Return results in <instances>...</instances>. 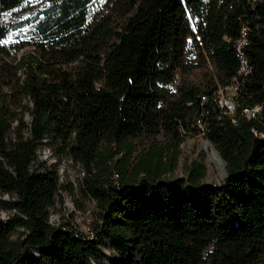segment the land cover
<instances>
[{
    "label": "trees",
    "instance_id": "trees-1",
    "mask_svg": "<svg viewBox=\"0 0 264 264\" xmlns=\"http://www.w3.org/2000/svg\"><path fill=\"white\" fill-rule=\"evenodd\" d=\"M198 131L223 180L165 178ZM45 139L84 167L96 234L50 221ZM0 201V264H93L102 234L113 264H264V0H0Z\"/></svg>",
    "mask_w": 264,
    "mask_h": 264
},
{
    "label": "rangeland",
    "instance_id": "rangeland-1",
    "mask_svg": "<svg viewBox=\"0 0 264 264\" xmlns=\"http://www.w3.org/2000/svg\"><path fill=\"white\" fill-rule=\"evenodd\" d=\"M29 48L32 46H26L20 52ZM233 100L231 89L223 92L219 97L221 103H233ZM24 117L26 120L30 119L28 111H25ZM37 157L45 160L48 164L55 165L59 172V189L53 205L49 207L50 221L55 224L66 223L91 236L96 234L101 222L99 219L100 209L96 201L82 188L84 167L72 159L60 143L48 139L38 146ZM195 160L201 161L206 166L203 181L219 183L226 175L225 161L202 131H198L188 133L180 143L176 165L173 170L164 175L165 178L172 179L186 175V166ZM114 176L117 177V174L115 173ZM2 197L7 200L10 198L8 194ZM13 211V208L7 207L0 201V218L6 220ZM21 229L17 226L12 237L16 238ZM101 236L98 241L102 251L100 258L93 259L92 262L93 264H113L114 260L118 258V254L112 248L110 240L104 234Z\"/></svg>",
    "mask_w": 264,
    "mask_h": 264
},
{
    "label": "built area",
    "instance_id": "built-area-1",
    "mask_svg": "<svg viewBox=\"0 0 264 264\" xmlns=\"http://www.w3.org/2000/svg\"><path fill=\"white\" fill-rule=\"evenodd\" d=\"M242 41H246L245 39H243ZM248 63H247V61H246V59H244V58H242V64H241V66H240V72H247L248 71ZM234 103V102H233ZM233 103H229V102H224V104L231 110V111H233L234 110V104ZM259 109V106H256V107H254V108H252V111H257ZM245 110L247 111V112H249L250 111V109H248V108H245Z\"/></svg>",
    "mask_w": 264,
    "mask_h": 264
}]
</instances>
